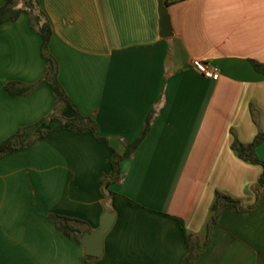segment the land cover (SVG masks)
Returning a JSON list of instances; mask_svg holds the SVG:
<instances>
[{"label": "crops", "instance_id": "crops-1", "mask_svg": "<svg viewBox=\"0 0 264 264\" xmlns=\"http://www.w3.org/2000/svg\"><path fill=\"white\" fill-rule=\"evenodd\" d=\"M52 23L59 79L101 136L60 129L0 156V264H86L85 247L50 220L57 214L101 226L115 222L95 264H182L185 229L203 242L216 192L256 203L261 164L240 158L264 130V0H165L173 34L161 35L158 0H38ZM5 0H0V6ZM21 5V1L19 0ZM41 36L23 12L0 25V143L55 115L51 86L11 94L10 82H38ZM220 71L217 80L193 65ZM152 114L150 131L122 162L123 180L103 189L114 150L124 153ZM264 161V142L257 147ZM88 232V231H87ZM194 264H264V199L222 208L210 244Z\"/></svg>", "mask_w": 264, "mask_h": 264}, {"label": "trees", "instance_id": "trees-1", "mask_svg": "<svg viewBox=\"0 0 264 264\" xmlns=\"http://www.w3.org/2000/svg\"><path fill=\"white\" fill-rule=\"evenodd\" d=\"M20 1L21 5L19 4V0H5V3L0 6V25L6 22H15L19 19L23 12H26L30 17V24L32 28L35 29L41 36V55L46 61V70L43 77L36 83L23 85L18 82H10L7 84L6 88L11 94L21 95L29 93L39 84L47 83L51 86L55 95V112H60L63 106L68 105L74 110L75 115L73 118H64L56 114L55 118L58 120V123L51 130L42 129L37 131L41 125L48 124L50 118L49 116L42 118L32 125L21 127L16 133L0 143V156L8 152L26 148L39 136L49 134L60 129H67L75 132L91 131L97 139L104 141L110 146L109 140L106 137L100 135L98 123L93 118L85 116L80 112L61 84L59 79V63L50 49V43L53 35L52 23L44 10L41 8L39 1ZM252 63L254 68L259 73L264 75V63L256 60H252ZM151 121L152 114L146 119L145 125L137 139L126 143V149L124 153H119L114 150L111 160L112 171L109 175H105L102 179L103 189L107 194L112 193V190L110 189L111 185L119 184L123 180L124 174L122 172V162L125 159L132 157L138 147L145 140L151 128ZM263 142L264 130L255 137L251 144L245 145L238 141L233 144V148L240 158L251 163L261 164L263 166V172L259 179V193L256 203L251 206L244 207L239 199L217 191L214 203L212 205L213 213L208 224L207 236L203 242L197 239L193 233L188 232L181 221L185 235V241L189 249V253L183 260L182 264H194L199 254L210 244L212 228L217 223L218 217L223 207L233 206L238 210L243 211L254 208L262 201V199H264V161L261 160L257 155V147ZM50 220L56 224L57 228L63 234H65L67 237L76 239L80 243H82L81 239L84 233L90 231V229L86 227V223L78 219L51 214ZM97 259L98 257L85 253L86 264H95Z\"/></svg>", "mask_w": 264, "mask_h": 264}, {"label": "water", "instance_id": "water-1", "mask_svg": "<svg viewBox=\"0 0 264 264\" xmlns=\"http://www.w3.org/2000/svg\"><path fill=\"white\" fill-rule=\"evenodd\" d=\"M159 1V12L161 17V35L169 37L173 34L171 18L165 0ZM115 212L106 211L103 215L101 226L97 229L85 232L82 236V243L85 247V252L89 255L100 257L104 251V239L107 233L111 230L115 222Z\"/></svg>", "mask_w": 264, "mask_h": 264}, {"label": "built area", "instance_id": "built-area-1", "mask_svg": "<svg viewBox=\"0 0 264 264\" xmlns=\"http://www.w3.org/2000/svg\"><path fill=\"white\" fill-rule=\"evenodd\" d=\"M192 63L194 67L205 77L215 80L219 78L220 71L210 63H207L200 59H193Z\"/></svg>", "mask_w": 264, "mask_h": 264}]
</instances>
